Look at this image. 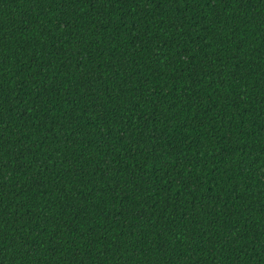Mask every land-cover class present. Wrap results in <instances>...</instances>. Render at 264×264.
<instances>
[{
	"label": "trees",
	"instance_id": "1",
	"mask_svg": "<svg viewBox=\"0 0 264 264\" xmlns=\"http://www.w3.org/2000/svg\"><path fill=\"white\" fill-rule=\"evenodd\" d=\"M0 264H264V0H0Z\"/></svg>",
	"mask_w": 264,
	"mask_h": 264
}]
</instances>
